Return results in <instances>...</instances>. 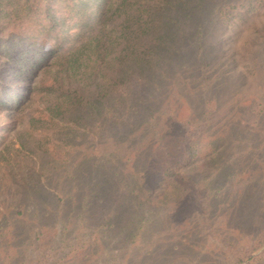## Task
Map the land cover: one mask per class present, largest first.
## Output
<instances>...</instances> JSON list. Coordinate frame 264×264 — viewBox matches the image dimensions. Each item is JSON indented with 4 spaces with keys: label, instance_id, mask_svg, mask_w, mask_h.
<instances>
[{
    "label": "rangeland",
    "instance_id": "1",
    "mask_svg": "<svg viewBox=\"0 0 264 264\" xmlns=\"http://www.w3.org/2000/svg\"><path fill=\"white\" fill-rule=\"evenodd\" d=\"M206 3L153 68L112 54L101 89L129 78L87 122H39L43 92L17 114L0 144V264H264V0Z\"/></svg>",
    "mask_w": 264,
    "mask_h": 264
},
{
    "label": "trees",
    "instance_id": "2",
    "mask_svg": "<svg viewBox=\"0 0 264 264\" xmlns=\"http://www.w3.org/2000/svg\"><path fill=\"white\" fill-rule=\"evenodd\" d=\"M208 10L206 0H0V144L39 92L52 98L39 122L71 124L68 112L80 119L75 111H89L87 122L95 115L90 110L100 111L114 87L129 78H115L101 89L112 54L139 69L153 68L178 36L188 42L197 35ZM114 22L119 29L110 27ZM48 72L50 77L41 78ZM43 134L37 141L49 152L46 144L54 140Z\"/></svg>",
    "mask_w": 264,
    "mask_h": 264
}]
</instances>
